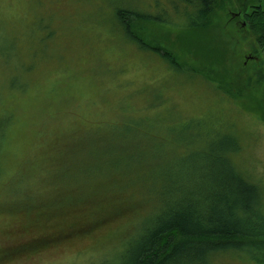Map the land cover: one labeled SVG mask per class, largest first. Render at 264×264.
Masks as SVG:
<instances>
[{
    "label": "rangeland",
    "instance_id": "rangeland-1",
    "mask_svg": "<svg viewBox=\"0 0 264 264\" xmlns=\"http://www.w3.org/2000/svg\"><path fill=\"white\" fill-rule=\"evenodd\" d=\"M184 6L170 0H0V117L8 111L13 119L0 181V256L66 228L71 220L88 222L95 211L107 215L120 209L119 216L87 234L0 258V264H120V254L142 232L141 218L151 205L140 201L144 191L160 187L158 181L141 188L120 173H96L71 183L62 182L59 173L54 176L77 162L62 153L77 147L74 139L85 133L98 141L104 137L102 142L116 133L117 141H127L130 120H143L132 131L144 141L138 148L151 159L174 150L175 175L182 172V161L203 158L213 140L226 138L241 147L234 157L240 168L255 182L263 179L264 54L254 60L255 39L243 32L246 23L233 17L237 12L218 13L215 26L204 33L174 32V55L202 73L173 70L157 53L129 42L116 16L119 9L146 16L166 13L182 26ZM141 24L136 31L147 42L164 41L156 28L162 21ZM213 76L223 77L222 90ZM19 80L25 91L12 89ZM84 148H74L73 157L85 155ZM157 165L144 167L142 174L150 172L154 179L171 168ZM25 174L27 179L14 188L12 179ZM112 180L124 187L111 185ZM76 195L93 201L78 206L65 201ZM30 196L36 197L35 207L24 209ZM52 202L66 214L49 220L38 216ZM215 264L253 263L234 253L219 256Z\"/></svg>",
    "mask_w": 264,
    "mask_h": 264
},
{
    "label": "trees",
    "instance_id": "trees-1",
    "mask_svg": "<svg viewBox=\"0 0 264 264\" xmlns=\"http://www.w3.org/2000/svg\"><path fill=\"white\" fill-rule=\"evenodd\" d=\"M170 1L184 3L186 23H181L180 26L165 16L166 13L146 16L119 9L116 16L122 21L120 29L126 33L123 37L143 50L148 49L157 53L173 70L202 73L199 71L202 69L197 68L198 66L190 60L181 63L174 55V32L204 33L215 26L218 13L222 12L227 17L233 11L239 14L237 19L246 23L245 28L243 24L241 26L243 32H248L255 39L254 47L251 48L254 60L264 54V0ZM150 19L164 23L163 26H156L161 30L158 38L164 39L157 45L147 42L144 36L136 31L141 29L139 24L142 27L141 23ZM150 25L155 24L151 22ZM213 77L217 78L213 79L216 80V88L218 90L223 88L225 84L223 77ZM206 78L212 80L210 77ZM258 80L261 82L260 74ZM19 82L20 85L13 81V86L18 88L12 89L26 90L27 85L20 80ZM12 121V115L8 111L0 117V181L5 174L4 157ZM143 123H145L143 120H130L127 124L129 142L117 141L120 137L116 136V133L108 134L105 142H102L104 137L98 141L90 133L82 134L74 139L77 146L74 148L79 151L85 147V155L76 159L73 157L77 155L74 148L64 151L62 156H66L71 163L77 162L70 166L64 165L57 169L54 175H60L62 182L71 183L80 178L92 179L96 173L102 175L120 173L129 177V184L137 182L141 188L142 185L154 187L156 181L160 183V187L155 188L152 193L144 191L140 205L149 204L151 210L147 213L149 215L141 218H145L142 232L128 244L126 251L120 254L122 255L120 264H215L219 256L234 253L242 256L244 261L264 264V176L262 180L255 182L250 179L251 175L245 167L240 168L235 162L234 157L240 153L241 147L226 138L223 140L221 137V143H218L219 139L213 140L208 155L188 162L182 161L183 166L180 167L182 172L175 175L174 150H170L168 156L165 154L162 158L151 159L145 151L138 148L144 141L132 131ZM191 123L194 124L195 121ZM162 163L171 166L166 173L154 179L150 172L147 175L142 174L144 167L150 170L156 164L159 167ZM26 179L25 174L16 181L13 178L11 183L16 188L15 186H21L22 180ZM110 183L124 187L115 180ZM151 194L154 197H151ZM34 198L36 197L30 196L24 200L29 201L28 204H24L26 205L24 209L35 207ZM65 201L78 206L91 203L93 200L89 195L82 197L76 195ZM54 202L48 210H38V216L49 220L66 214L63 208H56ZM119 215V208L108 212L107 215L102 210L95 211L88 222L71 220L64 229L57 228L17 248L4 250L0 258L35 251L59 241H66L76 234H87Z\"/></svg>",
    "mask_w": 264,
    "mask_h": 264
},
{
    "label": "flooded vegetation",
    "instance_id": "flooded-vegetation-1",
    "mask_svg": "<svg viewBox=\"0 0 264 264\" xmlns=\"http://www.w3.org/2000/svg\"><path fill=\"white\" fill-rule=\"evenodd\" d=\"M238 16H239L238 14L233 15V17H235V18H238Z\"/></svg>",
    "mask_w": 264,
    "mask_h": 264
}]
</instances>
